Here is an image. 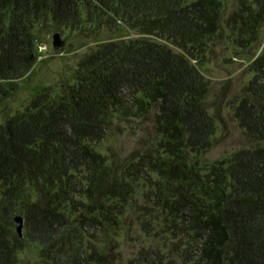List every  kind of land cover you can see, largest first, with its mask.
I'll use <instances>...</instances> for the list:
<instances>
[{
	"label": "trees",
	"instance_id": "1",
	"mask_svg": "<svg viewBox=\"0 0 264 264\" xmlns=\"http://www.w3.org/2000/svg\"><path fill=\"white\" fill-rule=\"evenodd\" d=\"M225 1L0 0V106L34 68L37 27L100 40L71 81L0 121V264L29 246L35 264H118L133 217L163 245L139 241L129 264H264V0H237L224 20ZM224 32L240 53L259 49L231 102L255 145L209 162L202 65ZM119 129L138 137L123 158L98 149Z\"/></svg>",
	"mask_w": 264,
	"mask_h": 264
},
{
	"label": "rangeland",
	"instance_id": "2",
	"mask_svg": "<svg viewBox=\"0 0 264 264\" xmlns=\"http://www.w3.org/2000/svg\"><path fill=\"white\" fill-rule=\"evenodd\" d=\"M237 0H226L224 20L230 15L236 6ZM59 34L64 42L61 48L54 47L53 36ZM227 33L219 35L217 41L211 46L202 70L209 81L207 102L210 114L216 121L215 143L204 159L214 162L228 157L234 151L249 148L255 142L242 131L235 122L231 109V102L242 95L244 85L250 80L251 74L248 64L259 49L254 48L250 53H240L233 48L226 37ZM34 44L36 50V63L29 76L18 83L17 90L4 104L0 106V121L22 110L30 98L43 87L61 86L65 81H71L79 60L95 47L99 41L93 36L78 34H60L46 26L37 27L34 32ZM106 40L126 38V32H119L113 36L107 35ZM149 128V127H148ZM146 128L145 130L149 129ZM116 137L108 138L98 149L106 152L113 151L120 157H125L137 148L138 137L133 130H116ZM142 199H138L141 204ZM132 236L135 242H125V235L117 231L119 240L116 258H122L118 264H129L133 253L139 250V241L145 240L144 247L162 248L163 242L159 237H147L140 233L138 220L133 217ZM135 248V249H134ZM20 264H35L40 260L38 249L34 246L24 248L18 254Z\"/></svg>",
	"mask_w": 264,
	"mask_h": 264
},
{
	"label": "water",
	"instance_id": "3",
	"mask_svg": "<svg viewBox=\"0 0 264 264\" xmlns=\"http://www.w3.org/2000/svg\"><path fill=\"white\" fill-rule=\"evenodd\" d=\"M54 47L61 48L64 46V42L60 39L59 34H54L53 36V42H52ZM14 223H15V230L16 233L18 234L19 237H22L23 235V218L20 216H17L14 218Z\"/></svg>",
	"mask_w": 264,
	"mask_h": 264
}]
</instances>
